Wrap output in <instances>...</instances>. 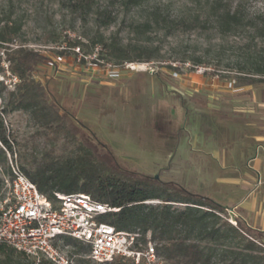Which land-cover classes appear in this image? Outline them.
<instances>
[{"label": "rangeland", "instance_id": "rangeland-1", "mask_svg": "<svg viewBox=\"0 0 264 264\" xmlns=\"http://www.w3.org/2000/svg\"><path fill=\"white\" fill-rule=\"evenodd\" d=\"M67 1L0 0V19L10 14L12 23L20 27L14 46L24 45L46 57L36 71V79L48 97L61 112L72 115L82 131L108 146L121 166L208 195L226 209L229 223H235L239 215L228 202L230 190L217 185L213 175L218 169L227 171L228 166L222 158V166H218L210 155L212 146L223 157L227 155L228 144L220 138L231 135L233 125L205 110L203 114L189 100L198 97L212 106V96H234L231 91L239 87L238 79L226 66L234 67L248 57L264 59V40L255 38L248 26L222 36L213 23L168 29L161 22L195 16L203 20L210 0H138L134 5L127 0H92L93 10L84 17L72 14ZM230 1L239 2L248 18L264 14V0ZM95 9L106 10L114 22L101 26L94 18ZM75 39L87 45L85 53L101 45L92 42L115 39L153 58L137 62L147 64L145 71L131 72L124 67L107 70L92 63L82 64L72 54L55 53L58 46ZM195 59L207 64H195ZM196 67L207 70L197 74ZM10 78L5 75L0 80L6 86ZM211 129L219 138L213 145ZM34 132L27 115L12 112L6 116V136L19 166L38 155L35 146L39 141L31 139ZM6 175L0 166L2 181ZM6 197L0 183V202ZM59 247L70 264L88 259L83 252L73 254L71 245L59 243Z\"/></svg>", "mask_w": 264, "mask_h": 264}, {"label": "trees", "instance_id": "trees-1", "mask_svg": "<svg viewBox=\"0 0 264 264\" xmlns=\"http://www.w3.org/2000/svg\"><path fill=\"white\" fill-rule=\"evenodd\" d=\"M137 2L127 0L131 5ZM66 3L70 12L80 17L93 10L92 0H68ZM208 4L203 20L195 16L178 21L161 19V22L168 29H190L213 23L222 36L236 34L248 26L255 38L264 40V14L248 18L241 4L230 0H210ZM93 12L101 26L114 22L106 10ZM10 16L6 14L0 19V77L6 75L4 66L7 65V72L18 80L12 90L0 80V166L6 174H9V157L16 155L6 136V116L21 112L35 128L31 139L39 143L35 146L38 155L19 167L48 200H54L55 194H86L100 204L117 209L104 214L101 222L120 232L138 231L143 245L146 234L150 233L164 264H264V232L251 229L239 217L235 218V225L230 224L225 217L226 209L208 197L186 191L171 181L165 183L160 176L121 166L108 146L82 131L73 122L72 115L61 112L36 79V71L46 57L24 45L14 46L20 27L12 23ZM95 43L103 47L106 61L117 66L148 62L153 58L115 39L92 42ZM66 45L87 49L78 39ZM55 53L73 55L69 50H56ZM194 63L207 64L200 59H195ZM168 68L177 71L171 66ZM226 68L234 72L238 86L264 83V59L248 57ZM0 183L4 186L1 178ZM153 200L158 202L150 203ZM60 243L71 245L73 254L88 255V248L70 237L61 238ZM77 261L92 264L89 259ZM0 264L31 263L23 254L0 245ZM112 264L130 263L118 259Z\"/></svg>", "mask_w": 264, "mask_h": 264}, {"label": "built area", "instance_id": "built-area-1", "mask_svg": "<svg viewBox=\"0 0 264 264\" xmlns=\"http://www.w3.org/2000/svg\"><path fill=\"white\" fill-rule=\"evenodd\" d=\"M56 49L71 51L78 63H92L107 70L124 67L142 72L147 66L137 62L121 66L109 63L101 45H94L87 53L65 43ZM4 67L6 77H11V83L7 85L6 81V85L12 90L18 80L7 72V65ZM206 70L196 67L195 72L202 74ZM14 156L9 157V174L3 177L7 197L0 202V245L23 254L31 264H70L59 247L61 238L70 237L88 248L87 258L95 264H112L118 259L130 264H164L150 233L143 245L138 231L120 232L101 222L104 214L117 209L86 194H55L54 200H48L22 172Z\"/></svg>", "mask_w": 264, "mask_h": 264}, {"label": "crops", "instance_id": "crops-1", "mask_svg": "<svg viewBox=\"0 0 264 264\" xmlns=\"http://www.w3.org/2000/svg\"><path fill=\"white\" fill-rule=\"evenodd\" d=\"M233 90V98L212 96V106L198 97L189 101L203 114L205 110L233 125L229 129L231 135L220 138L228 144L227 155L223 157L219 149L211 147V160L222 166V158L224 166H228L227 171H214V179L217 185H225L230 190L228 202L239 218L251 229L264 232V83ZM211 134L212 145L218 143L216 130L211 129ZM204 196L215 202L210 196Z\"/></svg>", "mask_w": 264, "mask_h": 264}]
</instances>
